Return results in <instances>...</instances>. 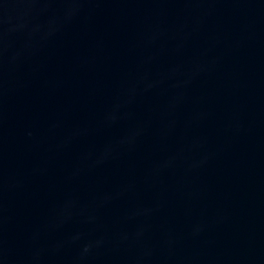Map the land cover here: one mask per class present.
Wrapping results in <instances>:
<instances>
[{"label": "water", "instance_id": "water-1", "mask_svg": "<svg viewBox=\"0 0 264 264\" xmlns=\"http://www.w3.org/2000/svg\"><path fill=\"white\" fill-rule=\"evenodd\" d=\"M0 264H264V0H0Z\"/></svg>", "mask_w": 264, "mask_h": 264}]
</instances>
